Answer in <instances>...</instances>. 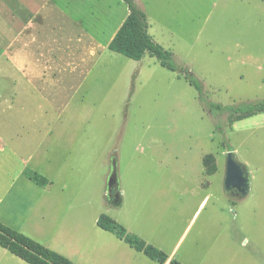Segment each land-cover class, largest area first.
I'll use <instances>...</instances> for the list:
<instances>
[{"label": "rangeland", "instance_id": "1", "mask_svg": "<svg viewBox=\"0 0 264 264\" xmlns=\"http://www.w3.org/2000/svg\"><path fill=\"white\" fill-rule=\"evenodd\" d=\"M134 2L177 71L107 49L122 0H0V222L77 264L100 214L187 264H264V114L217 129L184 79L208 103L264 100V0ZM228 152L245 198L224 187Z\"/></svg>", "mask_w": 264, "mask_h": 264}, {"label": "trees", "instance_id": "2", "mask_svg": "<svg viewBox=\"0 0 264 264\" xmlns=\"http://www.w3.org/2000/svg\"><path fill=\"white\" fill-rule=\"evenodd\" d=\"M122 1L127 6L128 14L107 45V49L133 61H140L144 55L148 54L168 71H177L178 68L173 61L172 53L155 43L148 34L147 18L144 12L137 7L134 0ZM184 79L198 92L199 101L214 117L217 129H223V117H225L228 125H232L238 121L264 114V100L255 103H238L226 106L208 103L204 98L201 83L189 73H184ZM22 175L38 187H45L49 184L45 177L30 169H24ZM96 226L112 234L134 251L142 253L151 261L164 264L168 259L164 252L146 244L145 241L136 235L128 233L120 223L106 214L98 216ZM0 248L5 249L26 264H77L1 222ZM169 264L181 263L172 259Z\"/></svg>", "mask_w": 264, "mask_h": 264}, {"label": "crops", "instance_id": "3", "mask_svg": "<svg viewBox=\"0 0 264 264\" xmlns=\"http://www.w3.org/2000/svg\"><path fill=\"white\" fill-rule=\"evenodd\" d=\"M36 8V10H38L39 5ZM40 6H44L43 3L40 4ZM36 10H34V14H36ZM128 11H124L122 13V17L120 18V21L117 23L115 29H113V31L111 32V34L108 35V39L106 41V45L109 44V42L111 41V39L113 38V36L115 35V33L117 32V30L119 29V27L121 26V24L123 23V21L125 20V18L127 17ZM34 16V15H33ZM65 19L69 21V24H76L75 20L73 19L72 16H69L68 14H64ZM30 26V25H29ZM75 27H79L77 24L75 25ZM82 27V26H80ZM84 34L92 41V42H96V40L89 35V33H87V31H84ZM153 39V37H151ZM97 43V42H96ZM161 46V45H160ZM165 49V48H164ZM167 50V49H166ZM93 53V52H92ZM145 56V55H144ZM31 55L29 53L28 59L29 62L31 60ZM40 58V57H39ZM27 73H28V78L29 76L32 74V69L31 66H29V68L26 69ZM91 73V69L88 70L85 75H88ZM37 74V73H36ZM39 77H41L42 79V75H45L43 73L42 70H39L38 72ZM83 76V77H84ZM43 80V79H42ZM31 80H28V83H30ZM27 85V82L23 83V87H25ZM109 180V179H108ZM29 181V180H28ZM30 182V181H29ZM50 184V182H49ZM108 184V182H107ZM34 185V184H33ZM36 186V185H35ZM38 187V186H37ZM47 187V186H46ZM45 187V188H46ZM107 194V192L105 193V195ZM116 199L114 201H112L110 204L112 205H116V206H120L122 203V197L118 191V189H116ZM110 199V197H109ZM108 216V215H107ZM110 217V216H109ZM112 218V217H111ZM113 219V218H112ZM97 220V219H96ZM115 220V219H114ZM116 221V220H115ZM118 222V221H116ZM2 223V222H1ZM119 223V222H118ZM3 224V223H2ZM5 225V224H4ZM96 225V222H95ZM122 225V224H121ZM7 226V225H6ZM123 226V225H122ZM9 227V226H8ZM97 227V226H96ZM124 227V226H123ZM42 228V227H41ZM98 228V227H97ZM125 228V227H124ZM100 232H97V237H96V241L95 244H92V246H89L86 250V256H87V260H88V264H158L154 261L149 260L148 258H146L142 253L140 252H136L133 249L129 248L124 242H122L121 240L117 239L116 237H114L112 234L101 230L100 228H98ZM126 229V228H125ZM42 232V231H41ZM133 235H135V233H132ZM137 237H139L140 239H142L143 241H145L144 237H142L141 235H136ZM146 244H149L153 247H155L158 250H161L162 252H164L167 255V261L164 264H169V261L172 259H175L176 257V248L177 245L174 246L169 253H166L164 251V249L154 243H152L151 241H145ZM72 253L74 254L75 252L72 251ZM141 255L144 257L142 258ZM64 256V255H63ZM71 258V257H69ZM68 258V259H69ZM70 260V259H69ZM178 262H180L181 264H187L185 263L184 259H175ZM73 262V261H72ZM79 264H84L81 263L80 261H77ZM76 263V262H75ZM0 264H26L24 261L20 260L19 258L15 257L14 255L10 254L8 251H6L5 249L0 248Z\"/></svg>", "mask_w": 264, "mask_h": 264}, {"label": "water", "instance_id": "4", "mask_svg": "<svg viewBox=\"0 0 264 264\" xmlns=\"http://www.w3.org/2000/svg\"><path fill=\"white\" fill-rule=\"evenodd\" d=\"M224 187L231 194L245 198L249 191V175L245 166L240 164L234 153L228 152L225 155ZM112 188L117 189L115 173L111 175L107 184V192Z\"/></svg>", "mask_w": 264, "mask_h": 264}, {"label": "flooded vegetation", "instance_id": "5", "mask_svg": "<svg viewBox=\"0 0 264 264\" xmlns=\"http://www.w3.org/2000/svg\"><path fill=\"white\" fill-rule=\"evenodd\" d=\"M108 194H109L110 199L112 201H114L116 199V197H117V195H116V188L115 189L112 188L111 190H109Z\"/></svg>", "mask_w": 264, "mask_h": 264}]
</instances>
